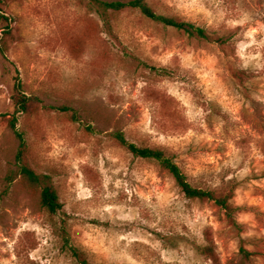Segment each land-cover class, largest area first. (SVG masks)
I'll use <instances>...</instances> for the list:
<instances>
[{
    "label": "rangeland",
    "instance_id": "rangeland-1",
    "mask_svg": "<svg viewBox=\"0 0 264 264\" xmlns=\"http://www.w3.org/2000/svg\"><path fill=\"white\" fill-rule=\"evenodd\" d=\"M146 1L225 43L136 9L110 13L109 29L93 0L0 2V264H78L53 225L88 264H264V0ZM16 76L41 101L27 112L12 103ZM13 115L25 163L58 193L53 218L13 174ZM114 118L127 141L166 147L192 185L231 190L239 230L119 145L106 126ZM208 237L213 261L201 253Z\"/></svg>",
    "mask_w": 264,
    "mask_h": 264
},
{
    "label": "trees",
    "instance_id": "trees-1",
    "mask_svg": "<svg viewBox=\"0 0 264 264\" xmlns=\"http://www.w3.org/2000/svg\"><path fill=\"white\" fill-rule=\"evenodd\" d=\"M3 0H0L2 2ZM95 5V10L104 21V25L109 29L110 24V13H116L125 9H136L145 17L162 23L166 26H172L189 37H193L200 40H212L219 43H225V37H212L206 32V30L200 26L187 21H183L174 16H166L156 13L153 8L147 3L146 0H93ZM3 38L0 36V55L6 59V48L4 47ZM140 64L146 68L149 73L155 74L157 77H165L167 75L166 68L157 67L155 65H150L146 62H141ZM14 92L11 96L12 103L14 105L16 112H27L30 106L34 102L41 101L35 95H27L24 90L22 83L18 76L15 77L14 81ZM156 101V99H155ZM159 102L158 100L156 101ZM49 108H57L61 111L68 110L67 106L54 107L49 106ZM160 113H162V106L159 104L158 107ZM98 120H102L98 117ZM17 117L13 115L9 121L8 125L15 136L19 139V148L15 154V164L16 171L13 174L19 176L21 180L33 190H37V202L40 208H42L48 216L54 217L62 208V204L59 201V196L56 189L53 187L50 176L43 173H37L29 165L25 163V142L22 139V134L16 129ZM119 119L114 118L110 120L106 126H112L113 131L111 135L115 141L128 149L134 156L149 159L157 162L164 170H166L174 179L176 186L185 197L189 199H200L213 201L220 209L224 211V215L228 225L232 228L239 230L240 225L235 219V213L237 207L230 202L231 190L224 192H216L214 190L196 187L192 185L186 174L181 170V168L173 161L172 154L169 153L166 147L162 146H148V145H137L135 143L127 141L123 132L119 128ZM13 177H9L8 180L12 181ZM56 226V225H55ZM54 227L55 233L60 237L64 250L72 257L78 264H88L87 255L79 247L72 245L69 242V233L64 226ZM56 228V229H55ZM208 242L205 245L201 253L212 261L215 259L214 245L212 241L207 238ZM243 255L248 258L250 253L243 251Z\"/></svg>",
    "mask_w": 264,
    "mask_h": 264
}]
</instances>
